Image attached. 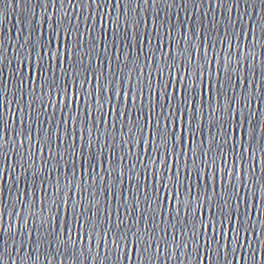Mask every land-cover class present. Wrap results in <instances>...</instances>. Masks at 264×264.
Listing matches in <instances>:
<instances>
[{
  "label": "snow or ice",
  "instance_id": "snow-or-ice-1",
  "mask_svg": "<svg viewBox=\"0 0 264 264\" xmlns=\"http://www.w3.org/2000/svg\"><path fill=\"white\" fill-rule=\"evenodd\" d=\"M3 2L0 0V4ZM43 2L41 21L51 32L45 36L40 31L35 42L28 46L29 86L34 75L42 77L38 85L39 96L33 94L29 106L39 100V109H44L46 97L47 103L55 108V98L69 107V111L64 113L61 109L59 121L55 120L54 114L47 112L37 111L35 118L29 115L37 129L35 141L27 128L21 133L13 130V139L8 138L6 130H0V148L7 145L9 151L15 152L13 144L23 147L28 142L23 153H17L19 161L10 164L5 155L3 168H0V175L13 165V173L16 168L20 169L9 185L0 184V217L4 209H10L7 213L8 230L13 229V224L18 233L23 228L28 234L29 248H51L53 244L57 249L75 246L78 240L68 234L71 229L67 232L60 230L62 217L66 229L71 221L78 239L89 229L92 235L98 234V227L107 231L112 237L114 255L110 264H123L129 259L130 251L142 258L137 264H152L160 252L159 245L154 246L157 237L147 228L143 232L139 227L132 231L135 214H139L140 223H143L144 211L140 205L151 209L154 204L155 210L147 219L152 220L159 213L163 220L161 203L171 204L175 199L174 209L168 210L169 219L175 213V223L161 228L160 243L165 251L187 247V238L194 247L199 264L201 253L197 238L203 241L206 253L223 251L227 256L232 255L229 251L232 244L243 248L250 240L249 230L255 235L249 209L256 208L257 192L260 207H264V115L257 119L252 111V104L257 102L256 89L248 86V72L252 69V76H255L258 55L261 81H264V0H259V12L255 6L249 12V0ZM242 2L243 13L240 12ZM252 3L254 5L255 0ZM65 4L70 6L77 19L84 13L91 17L93 7L99 15L102 6L106 9L122 7L127 14H109L111 39L105 43L106 27L102 16L97 28L90 27L87 20L81 21L83 32L68 18L67 11H61L57 21L53 22L48 7L55 13ZM205 4L208 9H219L220 18L200 11ZM188 9L192 10V16H196L195 20ZM233 9H236L234 15ZM181 10L183 19L179 17ZM57 24L66 41L71 33V48L65 43L64 50L60 51L55 40ZM238 26L239 32L236 30ZM94 31L97 32L95 36ZM221 32L224 33L223 39ZM202 35L208 37L207 44ZM101 54L106 65H102ZM76 56H81L80 65L84 64V57L89 65L94 59L96 67H79L77 71ZM33 57L34 66L31 64ZM213 60L218 66L215 72H210L208 69ZM69 61L71 83L66 70L60 77L53 71L54 66ZM77 79L80 81L78 89ZM24 83V76L19 75L17 88ZM101 98L105 99L106 106L100 103ZM81 99L83 108L79 104ZM113 99L121 105L119 111ZM93 103L96 116L92 115ZM109 113L115 114L111 124L106 119ZM41 115L46 117L45 121L39 119ZM44 123L47 128L43 127ZM40 132L44 133L43 136ZM33 143L39 145L36 151H33ZM142 145L150 146V155ZM133 146L140 148L155 166L152 169L151 197L147 184L143 199L134 195L131 187L125 193L123 177L127 176L131 184L135 174L137 190L141 180H147L136 171L138 165L143 166L144 172L148 168L144 166L140 152L133 153ZM126 157L130 161L128 164H124ZM173 164L180 167L174 170ZM9 175L11 177L12 173ZM109 197L117 202L113 209L116 220L109 223L105 214L104 223L99 224L100 205L105 206L107 213ZM202 206L210 213L207 224L200 218L203 213L193 216L191 224L181 218V212L187 217L190 209L199 212ZM121 207L123 220L120 219ZM29 221L33 225L39 223L35 240L28 229ZM217 223L220 224L219 232L216 231ZM209 225L211 231L205 239L204 231ZM168 228L172 231L171 240L166 239ZM177 233L179 243L176 242ZM229 233L231 239L227 240ZM99 238L105 242L107 256L108 241L102 233ZM16 243L12 241L13 247ZM20 247H25L23 241ZM5 254L7 249L0 253V257ZM91 254L92 249L87 248L88 258ZM96 255L99 256V252ZM8 259H11L10 255ZM75 259L83 264L79 256ZM0 264L5 261L0 259ZM225 264L231 262L225 260Z\"/></svg>",
  "mask_w": 264,
  "mask_h": 264
},
{
  "label": "water",
  "instance_id": "water-1",
  "mask_svg": "<svg viewBox=\"0 0 264 264\" xmlns=\"http://www.w3.org/2000/svg\"><path fill=\"white\" fill-rule=\"evenodd\" d=\"M75 2V0H73ZM115 3V0H112ZM252 6L256 7L257 12L260 10V3L259 0H255V4L253 5L252 0H249V12H251ZM44 7L43 0H4L2 4H0V130H6L9 133V139H13V130L16 133H21L24 129H28L33 135V141L36 139L37 129L35 125H33L29 119V115L35 118L37 111L39 112H47L49 114H54L55 120L59 121L61 115V109L64 113H68L69 107H66L64 103L59 101L53 102L56 104V107L53 108L52 105L47 103V98L45 97V108L39 109V100L31 103L29 106V101L32 100L33 94L35 96H39V87L38 85L41 83L42 77L41 76H33V83L31 86L28 84L27 77L28 67L30 66V61L27 57L30 55L28 46L31 43H34L37 36L39 35L40 31L45 33L47 36L51 29L48 27L47 24L41 21V16L44 14L42 12V8ZM244 4L241 3L240 12L243 13ZM48 14L51 15L52 21L56 22L57 17H59L61 11L68 12V18L72 20L74 25L80 27L81 31L83 32V25L81 21L87 20L90 27L97 28L99 24L100 17H103L104 24L106 27L105 31V43L107 40L111 39V24L109 21V14L111 16H117L118 14L123 16L127 14V10L123 9L122 7H116L111 9L101 8L99 15L96 13L95 7L91 9L92 16L88 17L87 13H84L79 17L73 14L70 6L65 4L63 9H58L55 13L52 12L51 7L47 9ZM171 13V10H169ZM189 15L193 20L196 19V16H192V10L188 9ZM200 11L204 12L207 11L208 15H216L217 18H220V10L213 7L212 9H208L207 5L205 4L204 8L200 9ZM78 12V10H77ZM236 9H233V15L235 14ZM162 14V13H161ZM227 15V13H225ZM180 19H183V10L179 12ZM247 19V17H245ZM149 27H151V20L148 21ZM68 25L65 23V28ZM237 32H239V26L237 27ZM31 34V35H30ZM86 38H87V34ZM97 35V32H93V36ZM173 35L175 36V30ZM231 35V30L229 31V36ZM221 39L224 38V33L221 32L220 34ZM205 44L208 42V37L206 35H202L201 37ZM56 43L60 45V51L64 50L65 43L68 44V47L71 48V33H68V40H65V34L59 28L57 24V34L55 36ZM20 45H25V47H21ZM55 48V45H53ZM225 48H227V43H225ZM111 47L109 46V55L111 54ZM143 51V49H142ZM123 55V53L121 54ZM76 63L78 65L77 71L79 67H89L93 68L96 67L95 60L93 59L91 65H89L88 59L84 57V64L80 65L81 56L74 57ZM101 62L102 65H106V61L104 60L103 54H101ZM35 60L34 57L31 60V64L34 66ZM71 62H66L61 64L59 67H55L53 71L57 77L63 75V72L66 70L68 72V80L71 83L72 77V68L70 67ZM217 64L215 60L212 61L211 65L209 66L210 72H215L217 68ZM255 76H252V69L248 72V86L255 87L256 89V103L252 104V111L256 114V118L259 119L261 115H264V96H261V93L264 92V81H261V68H260V57L257 56L255 61ZM19 75H23L25 78V83L22 87L17 88L16 85V78ZM105 75L107 73L105 72ZM207 79V77H205ZM255 81L253 84L252 81ZM153 85L155 81H152ZM80 81L79 79L76 80V87L79 88ZM71 91V89H69ZM132 93H129L131 96ZM15 97V98H14ZM127 99V98H126ZM101 104H105L106 101L104 98L100 100ZM80 107H84L83 100L79 102ZM113 104L117 105V111L120 110L121 105H118L117 101L113 99ZM96 105L93 103L92 105V115L96 116L97 113L95 112ZM114 113H109L107 116L108 123L111 124L113 122ZM41 121H45L46 117L41 115L39 117ZM44 128H47V123L43 124ZM127 131V129H125ZM43 132H40V135L43 136ZM27 141L23 147H20L16 144H13L15 147V152L9 151L8 146L4 145L3 148H0V168H3V160L5 159V155L9 163L11 164L12 161H19L20 156L17 153H23L24 148L27 147ZM39 145L33 143V151ZM147 153L151 154V148L149 145H142ZM55 150V145H53ZM113 151H117V149H113ZM140 152L142 158L144 159V166H147V172L142 170L143 166L138 165L136 171L140 173L141 177L146 176L147 180H141L139 190L136 189V176L133 174V178L131 180V184H129L128 177H123L124 184L123 187L125 189V193L127 194L129 187L133 189V194L140 196L143 199L144 194V186L147 184L148 186V195L151 197V188L153 187L152 184V169L155 167L151 164V162L147 159V156L144 152H141L140 148L133 146V153ZM46 154V153H45ZM26 159V157H25ZM180 159V157H178ZM38 162V160H37ZM130 161L127 157L124 160V164H128ZM190 163V161H189ZM257 163H259V158L257 157ZM159 164V161H157ZM107 166V165H106ZM13 165L12 167L7 168L3 171L2 175H0V184L2 185H9L12 179H15V173L20 171L19 168L15 169V173H13ZM173 169L180 167L179 164H173ZM10 173H12L10 177ZM259 175V172H258ZM159 187V185H156ZM14 189V186H13ZM117 206V202L112 201L109 197V205L107 208V213H105V206L103 204L100 205V220L99 224L104 223L105 214H107L108 222L111 223L116 220V214L113 209ZM175 206V199L172 200L171 204L167 202H162L160 205V211L163 212V220L159 213L153 216L152 220H148V216L151 211L155 210V205H152L151 209H145L144 204L140 205L141 210L144 211V222L140 223L139 214H135L136 221L135 226L132 228V231L136 230V227L141 229V232L144 231L145 228L154 235H156L157 239L154 242L158 244L160 247V252L156 255L152 264H197L195 250L191 242L185 238V243L187 247H179V248H169L165 251L164 245L160 243V236H161V228L168 227L169 223H175V213L173 212V216L171 219L168 217V210L169 208L174 209ZM4 214L0 217V253L5 252L7 249V254L0 257L5 261V264H79V262L75 259L76 256L80 257V261L83 264H110L111 260H114V255L111 251V239L112 237L108 235L107 231H104L101 228H97V235H92L91 230L89 229L88 232H82L81 238L78 239L76 237V229L73 227L71 221L67 226V229L64 226L63 218L61 217L60 221V230L62 232H67L68 229H71L68 232L69 235L72 236L73 240H78L75 246L69 245L68 248H60L57 249L55 244L51 248L45 246L44 248L37 249L36 247L29 248L28 247V234L24 233L23 228H21V232L18 233L15 230V224H13V229L11 231L8 230V215L7 213L10 209H4ZM242 211V209H241ZM200 213H203L200 216L201 219L205 220L206 224L209 219L210 213L206 211V209L202 206L199 212L194 208L190 209L188 212L187 217L184 216V213L181 212L180 216L183 219L191 224L193 222V216H199ZM13 213V217H14ZM23 215V213H22ZM249 217L250 222L252 224V228L255 229V235L252 234L251 230H249V237L250 240L248 243H245L244 247L241 248L239 245L232 244L229 251L232 252V255H225L223 251L219 254L215 252H205L206 246L204 245L203 241L198 239L199 243V251L201 253L200 262L199 264H225V260L231 262V264H264V207H260V194L257 192V204L256 208L253 209L250 207L249 209ZM120 219H125L123 215V208L120 209ZM212 219H215L213 216ZM198 223V221H197ZM159 225V227H157ZM39 227V223L37 221L36 225H33L31 221H29L28 229L32 233V240L36 239V230ZM179 228L180 226L177 225ZM220 224H216V231L219 232ZM187 231V229H185ZM211 228L210 225L205 228L204 231V238L207 239L210 234ZM21 233H24L23 235ZM102 233L105 237V240L108 241L107 248V256L105 255V242L99 238V234ZM129 235H131L129 233ZM91 236V238H89ZM172 231L171 228H168V235L166 237L167 240H171ZM231 239V233L227 237V240ZM243 239V237H241ZM15 240L17 243L13 247L12 241ZM7 241V244H5ZM23 241L25 244L24 248L20 247V242ZM180 237L179 233H177V243H179ZM119 243V241H117ZM129 247H131V242L129 243ZM87 248L92 249L91 258H88L87 255ZM84 253L81 255V253ZM99 252V256L96 253ZM11 256V259H8V256ZM233 255H235L236 259L233 260ZM30 257V258H29ZM47 257V259H46ZM211 257V259H209ZM142 259L139 255L135 252H129V259L124 261L123 264H137V260ZM121 260L123 261V256H121Z\"/></svg>",
  "mask_w": 264,
  "mask_h": 264
}]
</instances>
